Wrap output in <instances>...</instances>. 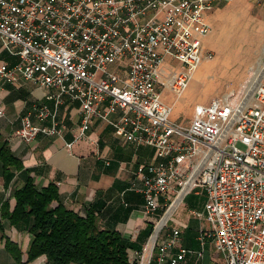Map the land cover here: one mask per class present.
Wrapping results in <instances>:
<instances>
[{"label":"built area","instance_id":"built-area-1","mask_svg":"<svg viewBox=\"0 0 264 264\" xmlns=\"http://www.w3.org/2000/svg\"><path fill=\"white\" fill-rule=\"evenodd\" d=\"M217 1L0 0V45L17 58L0 66V81L32 82L49 90L45 99L53 103L36 109L38 124L22 118L19 139L62 137L59 108L76 103L81 120L68 149L100 121L162 161L139 167L141 185L132 186L154 218L147 243L133 252L136 264H185L189 255L202 261L208 241L225 264H264V82L252 75L236 95L197 105L188 125L171 120L174 102L163 98L165 91L180 98L202 63L213 60L204 39ZM198 190L207 197L210 228L200 249L190 250L168 223Z\"/></svg>","mask_w":264,"mask_h":264},{"label":"crops","instance_id":"crops-1","mask_svg":"<svg viewBox=\"0 0 264 264\" xmlns=\"http://www.w3.org/2000/svg\"><path fill=\"white\" fill-rule=\"evenodd\" d=\"M227 3L224 0L216 2L213 12L208 16L210 25L212 15ZM16 62L17 58L0 45V66L14 65ZM169 62L174 63L171 60ZM48 93L49 90L32 82L14 86L0 81V109H4L3 114H0V132L4 140L8 141L14 156L23 162L27 170L16 173L12 180L6 182L0 164V206L9 198L13 188L22 186L30 176L38 188L49 183L56 184L61 201L69 209L82 215L92 211L102 228L116 230L124 239L142 245L145 241L142 232L149 224L154 225V218L143 213V195L134 191L132 186L141 185V179L137 176L139 167L162 161L157 158L153 148L122 142L111 127L100 121H94L87 131V137L68 149L66 144L73 140L81 120L76 103L67 102L59 108L57 119L62 137L39 135L31 142L22 141L15 134L21 127L22 118L30 116L32 122L38 124L36 109L44 103L53 107V103L45 99ZM50 124L51 120H47L46 125ZM188 196H193L192 207L185 200ZM186 197L174 212L171 221L175 226L172 223L171 226L180 230L182 246L198 250L200 235L210 228L203 216L207 197L200 190ZM11 204L13 206V200ZM0 225V264H16L5 250L6 238L17 243L26 254L32 237L25 227L16 228L8 221L1 220ZM213 249L218 252L213 243L208 241L203 260L189 255L190 263L216 262ZM29 264L48 262L45 257H40Z\"/></svg>","mask_w":264,"mask_h":264},{"label":"trees","instance_id":"trees-1","mask_svg":"<svg viewBox=\"0 0 264 264\" xmlns=\"http://www.w3.org/2000/svg\"><path fill=\"white\" fill-rule=\"evenodd\" d=\"M0 164L6 182L16 173L27 172L1 132ZM192 197L185 199L190 207ZM163 212L160 211V216ZM0 220L16 228L25 227L32 237L26 254L17 243L6 238L5 250L16 264H29L40 257H45L48 264H136L133 252L147 243L154 226L149 224L142 232L145 239L142 245L124 239L118 231L102 228L94 212L82 215L66 207L56 184L38 188L30 176L22 186L13 188L1 204ZM189 257L185 264H191Z\"/></svg>","mask_w":264,"mask_h":264},{"label":"rangeland","instance_id":"rangeland-1","mask_svg":"<svg viewBox=\"0 0 264 264\" xmlns=\"http://www.w3.org/2000/svg\"><path fill=\"white\" fill-rule=\"evenodd\" d=\"M210 22L204 48L213 53V60L202 63L180 98L169 91L163 93L166 103L174 102L171 120L182 125L189 124L197 105H208L225 94L236 95L264 63V0H230ZM260 78L264 82V68ZM239 147L246 149L247 141ZM212 253L216 262L209 264H225L223 252L213 249Z\"/></svg>","mask_w":264,"mask_h":264},{"label":"bare ground","instance_id":"bare-ground-1","mask_svg":"<svg viewBox=\"0 0 264 264\" xmlns=\"http://www.w3.org/2000/svg\"><path fill=\"white\" fill-rule=\"evenodd\" d=\"M263 68H264V63H262L261 65H259V67H258V70L257 71H254L253 72V78H252V82L254 81V80H257L258 78H259V76H261V72H262V70H263ZM252 77V76H251ZM174 106V105H173ZM178 204V202H176V205ZM168 216L169 215H167L166 217H165V219L159 224V228L162 226V225H164V223H165V221H166V219L168 218Z\"/></svg>","mask_w":264,"mask_h":264}]
</instances>
